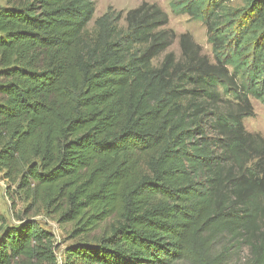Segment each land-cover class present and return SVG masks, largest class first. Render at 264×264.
<instances>
[{"label":"trees","instance_id":"trees-1","mask_svg":"<svg viewBox=\"0 0 264 264\" xmlns=\"http://www.w3.org/2000/svg\"><path fill=\"white\" fill-rule=\"evenodd\" d=\"M6 1L0 172L11 197L74 223L73 237L115 216L64 264H230L233 247L264 264V136L244 123L251 97L264 102V0H177L175 13L206 25L215 62L184 34L181 58L159 65L177 36L157 4L109 9L89 31L95 0ZM55 243L26 220L3 235L0 264H58Z\"/></svg>","mask_w":264,"mask_h":264},{"label":"rangeland","instance_id":"rangeland-1","mask_svg":"<svg viewBox=\"0 0 264 264\" xmlns=\"http://www.w3.org/2000/svg\"><path fill=\"white\" fill-rule=\"evenodd\" d=\"M177 0H95V16L87 29L92 31L95 28V22L109 9L112 12H123L124 15L132 9L138 8L143 3L157 4L169 15V22L161 27L176 34V39H171L170 46L164 51L160 57L154 60L159 65L166 54L174 53L178 59L183 55L180 43L181 36L184 34L191 35L195 42L202 46L203 51L215 62L212 46L209 42L208 31L206 25L202 21H198L187 13L177 14L172 10V4ZM7 5L6 0H0V8ZM232 7L243 5L242 0H234L230 3ZM125 18L121 20L120 25L126 26ZM4 97L0 95V101ZM255 113L244 119L247 131L264 136V102L251 97ZM9 181L3 177L0 172V241L8 228H17L26 220H35L41 227L51 232L55 238V252L59 259L58 264H64L69 249L76 247L78 244L89 243L96 245L103 235L110 229L115 221V216L99 225L95 230L80 237H73L75 224L72 222L62 221L58 215L46 211L40 204H34L32 200H28L16 195L12 198L9 190ZM14 189H12L13 192ZM222 242V243H221ZM217 244L216 250L223 249L228 240H221ZM232 257L230 264H246L252 254L248 247L231 248ZM177 264H191L189 262H180Z\"/></svg>","mask_w":264,"mask_h":264}]
</instances>
